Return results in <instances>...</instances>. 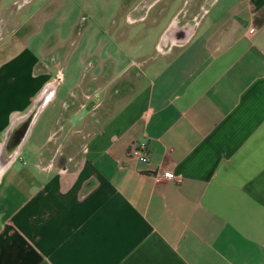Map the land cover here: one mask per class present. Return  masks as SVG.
Instances as JSON below:
<instances>
[{
    "label": "crops",
    "instance_id": "1",
    "mask_svg": "<svg viewBox=\"0 0 264 264\" xmlns=\"http://www.w3.org/2000/svg\"><path fill=\"white\" fill-rule=\"evenodd\" d=\"M195 1L112 107L102 62L58 91L70 57L0 6V264H264V0Z\"/></svg>",
    "mask_w": 264,
    "mask_h": 264
},
{
    "label": "rangeland",
    "instance_id": "2",
    "mask_svg": "<svg viewBox=\"0 0 264 264\" xmlns=\"http://www.w3.org/2000/svg\"><path fill=\"white\" fill-rule=\"evenodd\" d=\"M194 1L0 0V6L4 4L3 9L17 16L10 18L9 29L18 28L17 34L36 31L51 55L54 51L58 52L64 62L70 57L65 66L58 64L52 56L46 59L55 64L52 67V86L56 85L55 80L60 81L62 75L58 91L65 92L78 73L83 79L95 75L94 66L102 62L101 69L109 72L108 79L112 80L107 87L112 107L117 106L118 98L129 92L134 79L141 73L140 60L145 58V52L140 48H146V52L152 54L149 48L153 45V56L156 55L154 43L166 42L168 33L181 26L186 11L199 10ZM27 16L29 19L21 23ZM152 17L153 23L158 21V24L153 27V35L147 36L143 30L148 27ZM3 25L0 22V37L5 36ZM161 28H164L163 34L158 40L157 34ZM101 69L97 68V71L101 73ZM83 85L84 80L80 82L82 88ZM95 85L94 82L92 87L95 88ZM100 102L101 98L94 95L95 108ZM94 117L98 118L97 110Z\"/></svg>",
    "mask_w": 264,
    "mask_h": 264
},
{
    "label": "built area",
    "instance_id": "3",
    "mask_svg": "<svg viewBox=\"0 0 264 264\" xmlns=\"http://www.w3.org/2000/svg\"><path fill=\"white\" fill-rule=\"evenodd\" d=\"M126 156L133 162L147 163L149 159L148 151L144 142L131 143L126 151ZM151 176H161L171 181H177V178L171 171L164 170L160 167L152 170L149 173Z\"/></svg>",
    "mask_w": 264,
    "mask_h": 264
},
{
    "label": "bare ground",
    "instance_id": "4",
    "mask_svg": "<svg viewBox=\"0 0 264 264\" xmlns=\"http://www.w3.org/2000/svg\"><path fill=\"white\" fill-rule=\"evenodd\" d=\"M51 90H52L51 86H48L44 89L43 93L41 94V97H42L41 103H43V101L49 96ZM41 103L38 104L33 109L31 114L26 118V120L21 125L14 127L10 137L5 142H21L23 140L31 122L33 121L35 114L37 113L39 107L41 106ZM2 165L0 164V170H1Z\"/></svg>",
    "mask_w": 264,
    "mask_h": 264
}]
</instances>
